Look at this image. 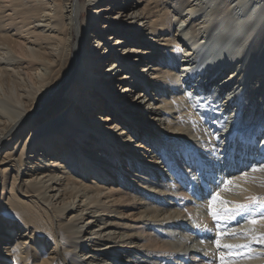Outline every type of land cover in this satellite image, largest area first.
I'll use <instances>...</instances> for the list:
<instances>
[{"label":"bare ground","instance_id":"1","mask_svg":"<svg viewBox=\"0 0 264 264\" xmlns=\"http://www.w3.org/2000/svg\"><path fill=\"white\" fill-rule=\"evenodd\" d=\"M233 1L197 20L209 0H0V264L219 263L216 222L193 212L208 201H186L179 187L210 160L234 181L224 199L264 196V171H250L264 164V149L247 135L264 131V0H243L254 8L236 50V31L221 45L217 31L208 39L217 16L233 17ZM31 25L40 42L26 51L15 36ZM237 49L248 57L227 72ZM29 69L42 73L28 78ZM203 91L216 106L208 122V106L197 102ZM169 152L190 179L168 173ZM146 154L160 171L134 164ZM101 189L116 195L107 201ZM219 223L251 227L239 216ZM235 264H264V256Z\"/></svg>","mask_w":264,"mask_h":264},{"label":"rangeland","instance_id":"2","mask_svg":"<svg viewBox=\"0 0 264 264\" xmlns=\"http://www.w3.org/2000/svg\"><path fill=\"white\" fill-rule=\"evenodd\" d=\"M206 2V1H205ZM209 2L211 3V6L212 5H216L217 4V2L218 3H220L221 2V0H209ZM214 3V4H213ZM200 4H202V2L200 3ZM244 4V2H243V0H234L232 3H231V8H232V10L233 11H231V12H233V17H231V16H225V15H222V16H220V18H219V16H217V18H218V20L217 21H215L211 26H210V29H211V31L209 32V34L210 35H208L209 37H208V39L210 40L211 38V35L213 36V34L214 33H216V31H217V33H216V35H217V37H220V38H217V40H212V41H217L218 42V44L219 45H221L223 42L225 43V39L227 38V37H229V35H231L232 33L234 34V32L236 31V32H238L239 33V35H236L235 37H234V41L232 42L233 43V45H236V42L237 41H239L240 39H242L243 38V20H247V18H248V16H249V14L251 13V11H252V9L254 8L253 7V4L251 3V2H247L245 5H243ZM248 4V5H247ZM214 8H215V6H212V7H208V11H202V13L200 12V13H198V12H196L195 13V15H194V18H196L197 20H199L201 17H203L204 16V13L206 12V14L208 15L207 17H206V19H210V18H212L213 17V13H214ZM246 11V12H245ZM113 13V12H112ZM247 17V18H246ZM237 19V20H236ZM220 20V21H219ZM227 21V22H226ZM188 22V21H187ZM187 22H184V24L182 25V27L184 28V30L187 28L186 26H187ZM262 22H264V21H262ZM261 22V25L263 24ZM258 24V23H257ZM259 26V25H258ZM213 27V28H212ZM260 27V26H259ZM34 30V31H33ZM214 30V31H213ZM186 31V30H185ZM39 32V29L37 28V29H34V28H32V25L31 26H25L23 29H22V31L21 32H19L20 34V36L19 35H16L15 36V38H16V40L18 41V44L20 45V46H22V48H24L26 51H28V49L30 48V47H33V46H36V43L37 42H40V41H38V40H36V35H37V33ZM235 32V33H236ZM188 33V32H187ZM44 34H48V35H52V33L49 31V30H47V28H46V30L44 31ZM188 35H190V33H188ZM188 37V36H187ZM253 37V36H252ZM189 38V37H188ZM205 42V41H204ZM227 43V42H226ZM232 43L231 44H229V45H227L228 47L229 46H231L232 45ZM226 44H224L223 46H225ZM222 46V47H223ZM238 47V45H236V47H235V50H236V48ZM234 49V48H233ZM227 50V49H226ZM225 50V51H226ZM234 50V52H233V54H232V56H231V62H228V65H229V69L227 70V72H229V71H232V69L231 68H233V66H235L236 64H234L233 62H237V61H239V63L240 64H243V53H245L247 50H245V51H243V49H237V52ZM242 51V53H240ZM21 55V54H20ZM19 55V56H20ZM22 56L25 58V59H29L30 57H25L23 54H22ZM239 56V57H238ZM245 57H248V56H246V53H245V55H244ZM233 57H235V58H233ZM224 61H226V60H228V58H227V56L226 55H222V57H221ZM239 58V59H238ZM235 59V60H234ZM242 59V60H241ZM234 60V61H233ZM251 59L250 60H248V58L246 59V62H245V64H244V66H248V68L249 67H251L252 66V64H251V66L248 64V63H251ZM227 62V61H226ZM225 62V63H226ZM224 63V64H225ZM37 65H39V64H37ZM264 65V64H263ZM263 65H261V66H263ZM230 66H231V68H230ZM105 67L107 68V63H106V65H105ZM252 67H254V66H252ZM196 68H197V65H196ZM207 69H212V68H207ZM245 69V68H244ZM40 70V69H39ZM36 70V69H29L28 71H27V73H26V75L28 76V78L30 77V78H32V77H34V75H37V74H40V73H42V71L40 70ZM123 72V71H122ZM254 75V74H253ZM253 75H250L249 76V78H252L253 77ZM189 77H191V76H189ZM188 87V86H187ZM197 88H195V89H193V92H190V95H189V97H187L188 99H190L191 100V102H192V95L194 94V92L195 91H197L196 90ZM200 98H199V101H197L198 103H200V104H202V103H204L206 106H208V108H207V110H204L202 113H201V116L203 117H201V120L203 121V122H208L209 121V118H212V117H214V116H216V113H214L213 112V110L215 109V101H214V99L210 96V98H208V96H207V92H206V94H205V92L203 91V93L199 96ZM202 97V98H201ZM207 97V98H206ZM205 98V99H204ZM58 99V98H57ZM205 101V102H204ZM197 103V104H198ZM198 106H201V105H198ZM195 108V107H194ZM196 110V109H195ZM198 111V110H197ZM209 117V118H208ZM237 118V117H236ZM236 118H234V119H236ZM207 120V121H206ZM234 122V121H233ZM219 125V127H220V124H218ZM232 126H234V125H230L229 127H231L232 128ZM112 132V131H111ZM114 132H116V134L118 133L117 131H114ZM114 132H112L113 134H111L113 137H115V138H119V137H117V135L115 136V133ZM259 134V135H258ZM248 136H252V141L249 139V143L253 146V148H255L256 146H257V150L259 149V148H263L264 149V143H263V145H262V147H261V143H262V141H263V139L264 138H262L263 136H264V131L263 132H257V133H253V134H247ZM251 141V142H250ZM125 145H127V143L125 144ZM262 149V150H263ZM128 151V150H127ZM132 151V150H131ZM159 149H157V153H159ZM140 153H142V155L144 154V151L141 149L140 150ZM263 153H264V150H263ZM126 154V153H125ZM141 155V154H140ZM139 155V156H140ZM169 156V157H168ZM167 157H168V159H169V165H171L170 167H168V173H171V174H173V176L175 177L176 176V174L178 173L179 175H183V176H185V177H188V176H191L190 174L191 173H195V174H193L194 176H196V178L194 179V177L192 176V178L190 179L189 177V179L190 180H188V181H186L187 182V184H183L181 187H179L180 188V191L179 192H182V195L184 194V196H186L185 197V200L186 201H189L192 197L194 198V200L195 201H202L203 199H205L206 201H208L209 200V196H208V194H209V192H216V191H220V193H224V190H223V188H222V186H221V188H218L217 186L218 185H220V182L221 181H223L222 179H224L229 173H227V172H223V170L221 169V167L219 166V165H217L216 164V161L214 162V163H212L210 160H208V161H205V160H201L200 162H199V164L197 165L198 167H196V168H193L192 170H195V171H193V172H191V170L189 169L190 167H188L187 165H185L183 162L182 163H180L181 161L177 158H172V154H170V152H169V155H168ZM129 157V156H128ZM145 158V161H147V162H145L144 160H143V162L142 161H140L139 159H138V161H136L135 159H134V164H136L138 167H147V168H154L155 170H157V171H160V169H157V164L155 163L154 165L152 164L153 163V160H154V158H152L149 154H146V156L145 157H143V156H141V159H144ZM150 160V161H149ZM203 164H204V167H203ZM208 166H207V165ZM185 165V166H184ZM217 166V167H214V166ZM179 166V167H178ZM188 167V168H187ZM212 167V168H211ZM213 167H214V169H213ZM165 169H167V167L165 166L164 167ZM171 168H172V170H171ZM205 169H206V172H205ZM189 170V171H188ZM216 170V171H215ZM218 170V171H217ZM228 170H231V169H228ZM214 171V172H213ZM212 172H213V174H212ZM219 172V173H218ZM218 173V174H217ZM175 174V175H174ZM197 174V175H196ZM220 174H221V176H220ZM224 174V175H223ZM90 180L87 178L86 179V182L87 183H90L89 182ZM199 181V182H198ZM173 182L174 183H176V181L173 179ZM178 182V181H177ZM219 182V183H218ZM177 185V184H176ZM147 186V185H146ZM187 186V187H186ZM198 187H200L201 189H202V191L200 190V189H197ZM99 189H100V187H99ZM1 190V189H0ZM182 190V191H181ZM113 194H114V196L116 195V191L115 192H112V194H110L109 192H108V189L107 190H102L101 189V196L102 197H106V196H110L108 199H107V201H109L110 199H113L114 198V196H113ZM105 195V196H104ZM188 195V196H187ZM234 195L236 196V194L234 193ZM242 201H243V199H242ZM238 202H240V201H238ZM188 206L189 207H191V209H194V205H190V203L188 204ZM230 206H232V205H230ZM198 209V208H197ZM197 209H194L193 210V212H195V213H197V215H200L201 216V218H211V216L209 215V213H208V208L207 209H204V210H201V207L197 210ZM204 212V213H203ZM130 214H132L131 212H129ZM129 213H127V217L128 218H125L124 219V222H126L127 224H130L129 226L131 227V228H135V229H137V227H139L140 226V223H138V222H136L135 220H134V217L133 218H131V216L129 215ZM205 214V215H204ZM204 215V216H203ZM128 226V225H127ZM143 235V237H145V233L144 234H142ZM149 243V242H148ZM150 244H153V243H150ZM201 259H195V258H193V259H190V258H183V259H175L174 260V262H173V264H209V261L210 260H208V259H205L204 257H201V256H199ZM164 264H172V263H170L168 260H165L164 262H163ZM211 264H215L214 262H212L211 261ZM219 264V263H218Z\"/></svg>","mask_w":264,"mask_h":264},{"label":"snow or ice","instance_id":"3","mask_svg":"<svg viewBox=\"0 0 264 264\" xmlns=\"http://www.w3.org/2000/svg\"><path fill=\"white\" fill-rule=\"evenodd\" d=\"M252 173L264 171V164H259L251 167ZM242 176L247 180L248 172L242 173ZM253 182L256 181L255 176L252 177ZM234 183L232 179H225L220 182L217 187H223L224 191H230ZM261 186H264V181H261ZM239 187V185H236ZM208 213L215 223V236L213 244L218 253L219 264H235L237 258L251 260L259 256H264V253L253 251L251 244L253 242L264 245V232H257L256 226L264 227V196L253 195L243 202L228 201L221 196L220 191L209 192ZM229 205H232L229 207ZM261 210L259 215L253 210ZM243 219L251 227L229 230L226 225L219 223L224 220H235L237 217ZM208 229L207 225H197ZM237 236L247 238L244 243H225V237L236 238ZM227 250V251H222ZM211 264V261H209Z\"/></svg>","mask_w":264,"mask_h":264}]
</instances>
